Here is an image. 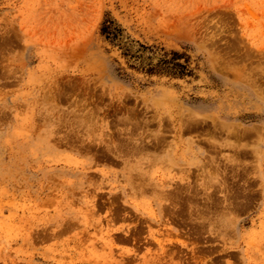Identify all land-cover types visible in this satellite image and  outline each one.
<instances>
[{
  "label": "rangeland",
  "instance_id": "374dc122",
  "mask_svg": "<svg viewBox=\"0 0 264 264\" xmlns=\"http://www.w3.org/2000/svg\"><path fill=\"white\" fill-rule=\"evenodd\" d=\"M0 264H264V0H0Z\"/></svg>",
  "mask_w": 264,
  "mask_h": 264
},
{
  "label": "trees",
  "instance_id": "16d2710c",
  "mask_svg": "<svg viewBox=\"0 0 264 264\" xmlns=\"http://www.w3.org/2000/svg\"><path fill=\"white\" fill-rule=\"evenodd\" d=\"M101 33L105 35L108 41L112 45H118L124 49L123 54L128 56L130 54L129 46L124 44V36L123 29L116 23L114 19H106L104 20L101 28ZM174 55H177L174 53ZM175 58L172 59H162L161 62L156 65L147 68L146 72L149 74H162L168 73L172 75L184 76L187 74V67L181 63H176L174 61Z\"/></svg>",
  "mask_w": 264,
  "mask_h": 264
}]
</instances>
